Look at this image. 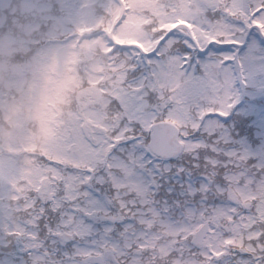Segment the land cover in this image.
Wrapping results in <instances>:
<instances>
[{
    "label": "snow or ice",
    "instance_id": "1",
    "mask_svg": "<svg viewBox=\"0 0 264 264\" xmlns=\"http://www.w3.org/2000/svg\"><path fill=\"white\" fill-rule=\"evenodd\" d=\"M125 19L92 33L105 106L0 191V264H264V0Z\"/></svg>",
    "mask_w": 264,
    "mask_h": 264
},
{
    "label": "rangeland",
    "instance_id": "2",
    "mask_svg": "<svg viewBox=\"0 0 264 264\" xmlns=\"http://www.w3.org/2000/svg\"><path fill=\"white\" fill-rule=\"evenodd\" d=\"M97 2L100 3L101 0H81V4H79V7L76 9V13L78 14L79 19L77 23H75V25L78 26V30L87 31L89 28H91V30H88L89 32L87 33H93L94 31L99 29L100 25H106L107 27L112 28L113 21H111V19H108L109 17L103 18V16L94 14V11L96 10L94 6L97 4ZM125 2L126 5L122 14L123 10L119 6L118 2L116 0H108V3L110 5L112 4L114 10L118 12V14H114L116 18L115 21L120 22L123 17H127V19L124 20V24L121 29L122 34L131 33L134 30L138 29L141 26L142 22L146 23V21L143 19V14L138 13L137 11L142 10V7L150 6V2L146 0H125ZM118 22L115 24L113 29L116 28ZM35 27V29H38L36 25ZM123 42H134V40L129 38L123 40ZM98 43H100L99 39H92L89 43L84 44L83 50L85 51L87 56L83 57L84 55H82V57L84 58V62L81 67L82 69L79 65L77 67L75 65H71L74 68V74L76 72L78 74H81L83 72V74L92 85L84 94L81 95L83 98L82 102L85 108H87V106L89 105V100L86 98V94L88 91L97 93L99 104L101 102L106 103V97L102 96V94H106V92L103 88L100 87V84L103 83L104 75L99 74V72L106 70L107 64H104V61L102 59L96 58L93 54V50L96 49L95 46ZM61 47L63 46H59L58 49L54 48L55 53H53V49L50 48V51L48 53L49 56L55 57L58 54L57 52L61 51L59 50ZM72 52L71 53L73 55L79 54L78 51ZM56 61L57 63L60 62L58 65V70L60 71V68L62 64H64V62L74 61V56H71L69 58L66 56L60 60L58 58ZM47 65H49V62H45L42 64V66L44 67H47ZM84 65H86V67H84ZM13 66L19 77L12 78L11 80L8 79L10 83L5 85L4 93L5 97L11 96L12 98L16 99L18 96L16 90L18 92H21L22 87L25 88L26 78L22 75V70L17 64H14ZM42 66H38V69L43 68ZM52 77L53 76L47 75V73L43 72L41 73V76L35 78L34 82H29L28 86H30L32 94L29 93V95L27 93L26 95L32 102H36V105H34V109L28 104H26V107H24V105L6 104L11 109V114L9 115L14 117V124L17 127H23L24 132H22L18 137H14L12 140L9 139L10 136L8 133L4 141L0 143V180H3V184H5V180L16 182L23 179V175L20 170H16L14 172L12 171V167L15 165V163L11 158V154L8 153L9 151H13L17 155H20L22 153V149L25 150L24 155L26 154L27 150L35 152H38V150H42L47 153L53 142L56 140L58 133L61 132V123H57L58 120H56L55 110L50 106L52 98L50 97V94L47 92V90L51 89V87H47V89L44 86L46 79L51 80ZM35 87L37 89V93H35ZM4 99H0V107L4 105ZM89 106L87 109V113L90 118L92 115H95L98 112L93 110L95 109L94 104L91 105V107L93 108L92 110H89ZM23 109L32 111L30 119L27 120L25 118L24 113H22ZM6 116L8 115L0 114V118L2 120H5ZM33 160H36V163L32 164V160L31 162L27 163L32 175L34 170L39 165V161H37L39 160L38 158H33ZM6 161H11L12 166H5ZM19 164L20 163H18V165Z\"/></svg>",
    "mask_w": 264,
    "mask_h": 264
},
{
    "label": "trees",
    "instance_id": "3",
    "mask_svg": "<svg viewBox=\"0 0 264 264\" xmlns=\"http://www.w3.org/2000/svg\"><path fill=\"white\" fill-rule=\"evenodd\" d=\"M31 1L29 4L27 0H0V45H3L0 50L11 46L15 52L11 55L1 53L0 59L13 56L18 63L27 62L31 66L36 59L47 57L44 51L49 42L56 44L60 39L68 41L67 38L74 36L63 29L73 27L78 21L79 0ZM67 16L72 19L69 26L64 21Z\"/></svg>",
    "mask_w": 264,
    "mask_h": 264
}]
</instances>
